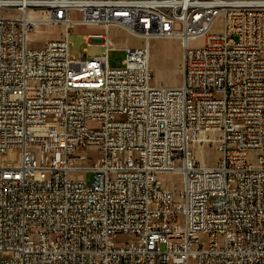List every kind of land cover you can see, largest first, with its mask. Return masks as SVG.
<instances>
[{"label":"built area","instance_id":"1","mask_svg":"<svg viewBox=\"0 0 264 264\" xmlns=\"http://www.w3.org/2000/svg\"><path fill=\"white\" fill-rule=\"evenodd\" d=\"M40 25L62 36L34 46ZM76 25L103 29L85 35L103 55L72 56ZM113 26L144 42L119 67ZM162 38L182 44L174 87L152 85ZM0 255L264 264V0H0Z\"/></svg>","mask_w":264,"mask_h":264},{"label":"rangeland","instance_id":"2","mask_svg":"<svg viewBox=\"0 0 264 264\" xmlns=\"http://www.w3.org/2000/svg\"><path fill=\"white\" fill-rule=\"evenodd\" d=\"M74 17H78L74 13ZM103 29L100 26H85L76 25L72 27L69 41L71 43V54L75 59L81 58V54L86 50L89 59L96 56H101L105 48L99 42L94 41L87 45L85 35L89 33H101ZM63 28L60 25H40L32 32V44L40 46L44 41L59 38L62 36ZM110 35L114 39L115 47L108 52V65L110 67H119L122 65L126 55L127 47L142 46L144 44L141 38L133 36L127 30L119 26H113L110 29ZM202 40L197 41V43ZM193 43V44H197ZM151 46V66L154 73L152 85L174 87L181 83L183 50L181 41L174 38L153 39ZM19 152L16 149H11L6 155L8 162H16ZM196 156L200 161H207L209 164H215L220 154L216 151L213 145L208 144L205 147L196 149ZM257 153L253 152L249 155V160L255 162ZM90 175L87 176V179ZM164 180L165 185L171 186L174 183H179L180 176L177 174H164L160 176ZM182 226V222H180ZM121 240H124L122 238ZM1 260V255H0Z\"/></svg>","mask_w":264,"mask_h":264},{"label":"crops","instance_id":"3","mask_svg":"<svg viewBox=\"0 0 264 264\" xmlns=\"http://www.w3.org/2000/svg\"><path fill=\"white\" fill-rule=\"evenodd\" d=\"M151 56H152V54H151Z\"/></svg>","mask_w":264,"mask_h":264},{"label":"bare ground","instance_id":"4","mask_svg":"<svg viewBox=\"0 0 264 264\" xmlns=\"http://www.w3.org/2000/svg\"><path fill=\"white\" fill-rule=\"evenodd\" d=\"M115 43V42H114Z\"/></svg>","mask_w":264,"mask_h":264}]
</instances>
